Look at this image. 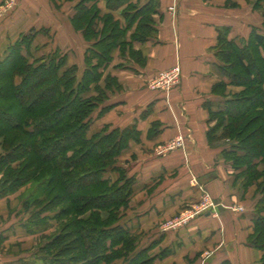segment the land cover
Here are the masks:
<instances>
[{
    "label": "trees",
    "instance_id": "16d2710c",
    "mask_svg": "<svg viewBox=\"0 0 264 264\" xmlns=\"http://www.w3.org/2000/svg\"><path fill=\"white\" fill-rule=\"evenodd\" d=\"M146 11H136L132 20ZM71 23L87 41L94 40L82 75L78 66L67 67V57L58 51L35 56L34 41L44 30L22 33L0 58V139L6 151L0 159V200L46 176L44 196L33 195L25 203V209L37 210L23 228L34 235L50 227V218L70 216V220L64 235L49 240L35 254L44 264H157L152 246L143 248L140 236L124 220L136 178L118 161L129 141L138 139V131L105 126L90 135L94 115L108 99L107 91L121 89L110 75L104 87L100 82L113 59L112 51L128 50L126 34L132 25L121 28L112 14L101 15L96 6L87 8L83 2ZM152 32L143 19L133 36L144 41ZM217 59L228 84L245 90L226 99L217 111L210 110V119L217 124L209 138L230 139L223 158L240 171L238 176L246 175L243 183L248 186L264 178V33L253 29L239 46L228 39L227 31L221 32ZM233 136L239 140L232 142ZM262 194L247 239L263 252L260 264H264V185ZM57 203L68 207L52 211ZM72 252L76 254H68Z\"/></svg>",
    "mask_w": 264,
    "mask_h": 264
},
{
    "label": "crops",
    "instance_id": "0c3cea01",
    "mask_svg": "<svg viewBox=\"0 0 264 264\" xmlns=\"http://www.w3.org/2000/svg\"><path fill=\"white\" fill-rule=\"evenodd\" d=\"M27 1L18 14L2 17L13 0H0V58L9 44L32 27L44 30L36 37L34 47L45 38L46 45L41 48L47 47L48 51L52 46L67 57V67L78 66V74L82 75L87 50L94 40L87 41L83 32L71 23L78 5L83 2L87 8L96 6L101 15L112 14L121 28L132 25L126 34L128 50L124 54L120 48L112 51L113 59L100 82L104 87L105 78L110 75L121 89L113 87L107 91L108 99L94 115L90 135L105 126L133 127L138 131V139L129 141L118 164L136 178L124 220L140 236V245L152 246L151 254L158 255L157 264H221L224 261L260 264L263 252L247 243L253 233L256 206L232 214L222 205L229 199L239 201L247 195L234 191V179L226 177L238 175L240 171L219 157L216 163H210L204 156L209 149L206 130L210 110L217 111L230 96L211 93V89L241 88L229 85L218 69L219 34L227 31L228 39L242 46L253 29L264 33V20L257 16V8H264V1L254 0L248 7L243 4L244 0H77L70 9H59L52 0ZM38 5L42 16L38 14ZM52 8L57 12L56 25L43 20V11L49 12ZM139 10L142 14L145 10L148 12L132 20ZM143 19L153 32L140 41L133 34ZM12 23L15 29H25L17 36L11 30ZM46 51L42 55L49 54ZM176 64L181 68L182 78L173 91H149L145 87L161 70ZM103 108L107 110L99 116ZM182 130L187 135L185 148L165 153L155 151ZM220 152L219 149L214 154ZM201 187L211 194L215 211L197 217L186 227L164 231L161 224L166 219L199 202ZM13 232L1 231L0 241L13 236Z\"/></svg>",
    "mask_w": 264,
    "mask_h": 264
},
{
    "label": "rangeland",
    "instance_id": "374dc122",
    "mask_svg": "<svg viewBox=\"0 0 264 264\" xmlns=\"http://www.w3.org/2000/svg\"><path fill=\"white\" fill-rule=\"evenodd\" d=\"M52 1L55 4V6L59 9H61V8L70 9L77 3V0H66L65 2H63V0H52ZM26 2H29V1H27V0H13V2L8 5V8H6L5 11L2 13V17L13 16L16 13L18 14L20 10L25 8V6L27 4ZM39 2H40V0H38L37 3H39ZM253 2H254V0H244L243 4H246V6L249 7L251 4H254ZM38 6H39V10H37L38 14L40 16H42L41 15L42 12L40 10V5H38ZM257 9H258V12H257L258 18L261 20H264V8H257ZM56 19H57V12L55 11L54 8L49 9V12H46V10L43 11V20H45L46 22H50L52 25L53 24L56 25V22H57ZM7 23H8V21H7ZM2 24H5V23L2 22ZM39 25L41 26L40 23H39ZM40 26H37V28H40ZM44 26H45V24H44ZM11 28H12L11 29L12 32L17 33V36L19 35V32L22 29H25V27L24 28L18 27L15 29V27L13 26V23L11 25ZM31 28L29 27V29H27L26 31L29 32ZM44 40H45L44 42H47L45 38H44ZM37 42H38V44L36 46L37 49L35 48V50H37V52H34V53H35V56H41L43 54V52L47 50V47L42 49L41 47L43 45H46V44L44 42H40V41H37ZM48 49L49 50L46 51V53L47 52L52 53V52L56 51V49L53 48L52 46H51V48H48ZM177 66H179V65L176 64L175 66H172L169 69L161 70L155 78H153L152 80H150L146 84L145 87H147L149 89V91L161 90L162 88H158V87L160 85H163V84L161 83L159 76L161 74L169 72L171 69H173ZM177 77H178L177 73H173L170 76V79L174 81L177 79ZM243 78H237V80L243 81L244 80ZM173 81H171V82H173ZM173 88H175V87H173ZM173 88L170 90H166V91L171 92V91H173ZM244 90H245V87H241L240 90L234 89V88H229V89H226L224 91H217V89L214 88L213 90L211 89V93L229 94L230 95L229 98H230L234 95H239L240 93H243ZM163 91H165V90H163ZM226 92H229V93H226ZM210 118H211V115L208 116L207 120H209V123H208V128L206 130L207 148H209V149L206 151L207 154H205L204 157H205L206 161H208L210 163H216L219 158L224 160L223 155H222V151L225 148L229 147L230 144H232V143H230L229 138L224 139V140H218V139H216V140L212 139L211 140L209 138L211 131L213 130V128H215V126L217 124V120H215V119L211 120ZM257 126L258 125H255L248 132L254 130ZM93 130H94V132H96L95 127ZM231 140H232V142L233 141L237 142L239 140V137L233 136L231 138ZM176 142L180 143V145L175 146L177 144ZM186 142H187V135H186V132L184 130H182V131H179L175 135V138H173L172 140L166 142L163 145L157 146L155 151L158 153H165L171 149H172L171 151H174L177 149H183V148H185ZM173 144H174V147L171 148V145H173ZM219 149L221 151L220 154L219 155L214 154V152L218 151ZM5 152L6 151L4 149L3 139H0V159L3 157ZM25 161H26V159L21 160V162H25ZM14 176L15 177L19 176V174L15 173ZM245 176L246 175H239L238 176L235 174L232 176H226V177H228V179H230V178L234 179V181H233L234 186H232V189H234V191L239 192V194L241 196L243 193H247L246 196H243L242 200L233 201L232 199H229L228 202H224L222 204L224 206V208L232 214L242 213V212H244V210L247 207L256 206L258 204V202L262 199V196H263L262 186L264 185V178L261 177V178H259V180L257 179L255 181H253L252 183H250V185L245 186V184L243 183ZM45 179H46V176H45V178L39 177V178L33 180L32 182H30L29 184L22 185L13 194H11V195L0 200V232L4 231L5 229H9L10 232H13V227L16 229V230H14L15 234H13V236L12 235L9 236V238L3 242L0 241V262L3 261L4 263H7V264H11V263H14V264H44V262L42 260L38 259V257L35 254L37 252H39L40 248L42 246H44L45 244H47V242L49 240L52 242V240H55V238L58 235L59 236L64 235L65 232L68 231V229H66V227L64 228V226L67 225V223L69 222L70 216L62 217L58 220H53L50 218V221H49L50 227L48 229H46L45 231H41L37 234L30 235V236L26 235L25 234V233H27L26 229L25 228L22 229V227H21V223L26 224L28 221V218H31V216L37 210L33 207H30L29 209H25V207H24L25 203L28 200H30V198H32L33 195H39L41 197L44 196L42 188H44L46 185ZM235 184H236V186H235ZM199 191L201 194L200 197L202 195H204V193H207L211 196V194L209 193V191H207V189L205 187H201V189ZM196 204L194 206H192V208L196 207ZM67 207H68L67 204L63 205V204L57 203L56 206H53L52 211L58 212L59 210H62V209L67 208ZM192 208L183 209L182 211L178 212L175 216L166 219L161 224V226L162 227L165 225L168 226L170 223L178 221L181 217L187 215L189 210ZM47 209H48V207H47ZM50 215H51V217L53 216V214H50ZM140 242H141V240H140ZM51 252L56 253V250H53ZM68 254L74 255L76 253L72 252V253H68Z\"/></svg>",
    "mask_w": 264,
    "mask_h": 264
},
{
    "label": "built area",
    "instance_id": "2783aa9c",
    "mask_svg": "<svg viewBox=\"0 0 264 264\" xmlns=\"http://www.w3.org/2000/svg\"><path fill=\"white\" fill-rule=\"evenodd\" d=\"M170 10H174V8H170ZM173 73H177V79L176 80H171L170 76ZM160 81L163 85H160L158 88H162L161 90H170L173 87H176L180 85L181 83V78H182V71L180 66H177L173 69H171L169 72H166L164 74H161L159 76ZM173 81V82H171ZM171 82V83H170ZM177 143V142H176ZM180 145V143H177L175 146ZM174 147V144L171 145V148ZM172 150V149H171ZM169 150V151H171ZM168 152V151H167ZM216 209V204L213 200V198L207 194L204 193L200 197L199 202L196 204V207H193L192 209L189 210L188 214L181 217L178 221L170 223L168 226L165 225L162 227L164 231H175L180 228H183L185 226H188L193 220H195L199 216H203L206 214H212Z\"/></svg>",
    "mask_w": 264,
    "mask_h": 264
}]
</instances>
